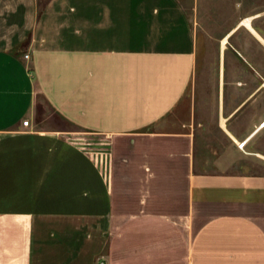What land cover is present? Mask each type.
Returning <instances> with one entry per match:
<instances>
[{
	"label": "crops",
	"instance_id": "0c3cea01",
	"mask_svg": "<svg viewBox=\"0 0 264 264\" xmlns=\"http://www.w3.org/2000/svg\"><path fill=\"white\" fill-rule=\"evenodd\" d=\"M205 15L0 0V264H264L260 14Z\"/></svg>",
	"mask_w": 264,
	"mask_h": 264
},
{
	"label": "rangeland",
	"instance_id": "374dc122",
	"mask_svg": "<svg viewBox=\"0 0 264 264\" xmlns=\"http://www.w3.org/2000/svg\"><path fill=\"white\" fill-rule=\"evenodd\" d=\"M200 10L206 14L200 19L202 25L216 37L239 20L257 14L260 17L253 23L264 35V0H200ZM262 155L241 164L242 170L264 174V151Z\"/></svg>",
	"mask_w": 264,
	"mask_h": 264
},
{
	"label": "bare ground",
	"instance_id": "6f19581e",
	"mask_svg": "<svg viewBox=\"0 0 264 264\" xmlns=\"http://www.w3.org/2000/svg\"><path fill=\"white\" fill-rule=\"evenodd\" d=\"M242 25H244V26H246L248 29H250L253 33H255L258 37H261L258 33H257V31L255 30V28L253 27V18H248V19H245L244 21H243V24ZM227 41L225 40V43H226ZM225 45V44H224Z\"/></svg>",
	"mask_w": 264,
	"mask_h": 264
},
{
	"label": "built area",
	"instance_id": "2783aa9c",
	"mask_svg": "<svg viewBox=\"0 0 264 264\" xmlns=\"http://www.w3.org/2000/svg\"><path fill=\"white\" fill-rule=\"evenodd\" d=\"M25 57L28 59V58H29V55H26ZM23 125L26 126V127H28V126L30 125V120H28V119L25 120V121L23 122ZM246 143H247V141L241 143V144L239 145V147H240L241 149H244Z\"/></svg>",
	"mask_w": 264,
	"mask_h": 264
}]
</instances>
